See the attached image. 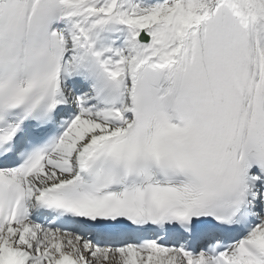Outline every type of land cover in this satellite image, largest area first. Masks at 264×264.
<instances>
[{"label": "snow or ice", "instance_id": "snow-or-ice-1", "mask_svg": "<svg viewBox=\"0 0 264 264\" xmlns=\"http://www.w3.org/2000/svg\"><path fill=\"white\" fill-rule=\"evenodd\" d=\"M0 264H264V0H0Z\"/></svg>", "mask_w": 264, "mask_h": 264}]
</instances>
